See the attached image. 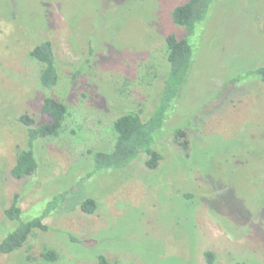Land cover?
<instances>
[{
	"label": "rangeland",
	"instance_id": "374dc122",
	"mask_svg": "<svg viewBox=\"0 0 264 264\" xmlns=\"http://www.w3.org/2000/svg\"><path fill=\"white\" fill-rule=\"evenodd\" d=\"M187 1L0 0V241L55 198L57 206L48 229L0 264H98L100 255L111 264H210L209 251L214 264H264V83L243 73L264 66V0H217L190 38V76L154 135L157 169L144 153L95 168L94 153L113 149L119 117L154 112L169 69L165 39L186 36L172 12ZM43 40L59 70L52 90L30 54ZM47 97L69 113L59 136L35 143V175L17 180L11 171L28 140L19 118L51 122L41 113ZM190 123L185 150L170 132ZM15 194L20 221L5 215ZM88 198L93 214L81 209ZM47 250L56 261L42 257Z\"/></svg>",
	"mask_w": 264,
	"mask_h": 264
},
{
	"label": "trees",
	"instance_id": "16d2710c",
	"mask_svg": "<svg viewBox=\"0 0 264 264\" xmlns=\"http://www.w3.org/2000/svg\"><path fill=\"white\" fill-rule=\"evenodd\" d=\"M216 1L188 0L173 10L172 20L176 26L186 30V36L179 39L175 34L171 33L165 39L169 69L168 67L166 69L164 84L158 95L159 98L155 110L147 120H143L140 111L130 110V112L122 115L114 122L116 139L113 149L108 152L94 153L96 170L125 167L143 153L147 156L146 167L149 170L158 168L162 160V154L153 147L154 135L162 130L164 124L170 119L169 116L172 115L171 111L174 110L175 101L187 83L196 55L195 46L191 43L190 38L195 36L197 27L206 21L210 8ZM30 54L42 65L40 72L41 86L52 90L59 80V70L53 43L50 40L38 42L34 45ZM244 71V75H256L264 83V66L252 67ZM238 76H241V73ZM232 81H235V78ZM227 84L224 90L230 86L229 82ZM220 95L218 96L221 97L222 95ZM41 113L51 118V122L36 125L35 119L28 114H23L19 118V121L27 128L28 140L26 149L19 151L16 163L11 171L12 176L17 180H23L35 175L38 167L34 152L35 143L39 139L60 135L63 129V122L69 113V108L64 102L53 97H47L41 106ZM193 123H190L185 128H174L170 132L175 141L185 150H188L189 145L186 140L188 135L187 128ZM162 133L163 131L159 134ZM186 196L191 199L193 195L188 193ZM55 199L48 204L47 209L41 216L32 221L22 222L14 232L0 241V255L11 254L21 249L28 241L33 230L48 229L43 224V220L57 208ZM57 199L59 200V198ZM20 200L21 195L15 194L10 207L5 210V215L10 221L21 220L22 208ZM81 209L87 214H93L97 210V201L93 198L85 199L81 204ZM206 256L210 264L215 263L214 253L209 251ZM42 257L48 261L57 260V256L52 250H47L42 254ZM98 264L111 263L104 255H100Z\"/></svg>",
	"mask_w": 264,
	"mask_h": 264
}]
</instances>
